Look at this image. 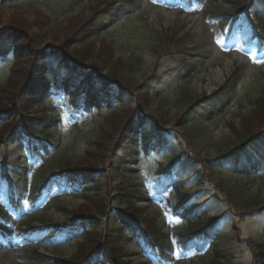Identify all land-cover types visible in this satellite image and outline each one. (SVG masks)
I'll return each instance as SVG.
<instances>
[{"label":"rangeland","instance_id":"374dc122","mask_svg":"<svg viewBox=\"0 0 264 264\" xmlns=\"http://www.w3.org/2000/svg\"><path fill=\"white\" fill-rule=\"evenodd\" d=\"M100 1L102 0L3 2L0 4V30L22 20L29 22L38 12L45 21L43 24L30 25L31 30H27L25 35L40 37L34 45L31 44L32 54L50 50L51 56L40 57L53 66L57 54L55 49L62 47V51L65 50L62 46L64 41L70 47L69 53L65 51L69 57L67 60L72 62L73 56L84 45L76 44L75 37L66 38L63 28L81 18H88L92 5ZM110 1L112 4L109 10L116 15L108 27L91 38L96 47L90 48L88 60H83V69L87 71L86 78L98 75L108 77L111 81L114 80L111 73L116 68L119 70V77L129 90L114 105L122 107L123 111L112 115L106 124V110L92 112L88 120L83 113L92 110L79 108L81 102L77 103L75 110L67 96L60 98L56 105L45 100L43 106H47L44 110L40 107L41 110L36 114L34 110L29 114L38 116L48 110L49 115L58 119L51 129L54 147L45 154L34 150L35 157L29 165L30 173L23 180V197L29 198L35 193L41 176L58 172L65 161L76 163L88 155L97 164L92 169L100 170L93 182L101 179L100 187L107 196L104 204L106 208L101 210L94 206L96 202L88 201L94 207L91 209L86 202L88 194L98 193L94 188H89L91 184L86 188L83 184L80 191L69 188L71 194L54 186L43 196L33 213L41 222L39 224L66 223L75 212L91 215L96 222L69 243L55 247L37 246L38 251L50 257L49 259H40L37 250H33L34 244L22 245L18 239H14L6 245V241L0 240V264H63L53 257L65 259L66 264H71L68 263L69 260L79 262L84 258H92L98 264L147 263L146 258L135 249L131 239L122 241L121 236H106L101 226L103 222L110 220L113 213L130 211L132 203L123 204V193L136 195L133 208H138V218L142 223L146 225L154 216L157 218L158 230L163 231L166 236L164 243L169 247L165 264H224L225 261L229 264H264V170L244 176L235 173L239 170V161L230 159L223 164L219 161L226 152H241L236 146L240 144L242 135L247 134L245 123L256 110L257 103L254 105L253 99L259 94V83L264 82V44L262 48L252 44L253 39L240 29L232 36H226L228 26L219 18L221 13L231 10L232 3L228 0H200L193 5L187 4L186 0ZM239 21L249 26L245 17H241ZM45 25L48 26L45 28ZM58 29L63 35L58 33ZM102 43L111 45L112 50L108 52L105 49V53H97ZM109 54L114 55L108 63L106 61L110 58ZM12 58L11 54L0 60V85L11 74ZM115 59L130 62L131 66L134 61L139 62L134 68L126 69L123 66L117 67ZM195 63H198L197 67L193 66ZM242 64L245 66L241 68L242 80L237 96L222 112L212 111L209 100L191 106L190 102L181 98L182 89H186L191 96L211 98L214 93L219 94L227 77L234 68ZM220 70L224 72V76L216 79ZM118 74L115 73L117 78ZM119 83L123 85L120 81ZM145 87L154 93V97L151 103L140 109L137 95ZM50 91L56 97L59 96L57 87L53 86ZM63 104H66L65 108L61 106ZM36 107L37 105L33 108ZM263 114V111L257 110L252 118ZM128 118H133L132 124L137 128L146 123L144 131L153 139V144L145 147L140 143L136 148L128 147L127 135L130 132L125 128ZM101 124L110 129V132L114 130V126H119L121 132H114L112 137L106 133L102 136L103 144H99L98 127ZM256 124L257 122L254 126ZM254 126L252 129L256 128ZM2 128L3 126L0 127ZM255 132L258 133L259 130ZM261 132L247 143L248 148L258 153L264 150V130ZM136 133L133 132L137 135L135 141L140 142L142 136ZM42 144L45 145L44 142ZM14 147L16 146H10V149ZM5 153V146L0 143V159H3ZM172 153L180 154L178 165L171 172L165 173L159 169V165L164 166L162 169L167 168V159L172 158ZM28 156L27 152L25 157ZM131 173L136 175L130 176ZM119 181H124L123 184L130 187L125 189L127 192L118 184ZM173 184H177L179 192L172 190ZM236 184L244 197L241 206L234 205L225 192V186L233 190ZM3 186L6 187V183ZM132 187L138 192L131 190ZM163 190L164 192H160ZM145 197L150 199L144 200ZM181 199L186 203L183 210L187 206H200L201 216L212 219L224 213L217 233H221L219 235L226 242L227 260L212 259L210 247L207 246L198 253L182 248L177 240V232L186 224V218L174 213L171 206L172 202L176 203ZM29 219L28 215H23L19 220L14 218L13 224L18 225ZM109 233H113V230ZM123 235H126L125 232ZM117 241L122 246H118Z\"/></svg>","mask_w":264,"mask_h":264},{"label":"trees","instance_id":"16d2710c","mask_svg":"<svg viewBox=\"0 0 264 264\" xmlns=\"http://www.w3.org/2000/svg\"><path fill=\"white\" fill-rule=\"evenodd\" d=\"M8 1L10 0H0V4ZM228 1L232 3L231 10L221 13V18H219L223 21V23H225L226 26H228V31L226 33L230 36L235 29L240 28L242 33L253 39L259 45V47H262L264 43V0ZM194 2H197V0L189 1V3ZM111 4L112 1L110 0H102L96 4H93L91 8L92 12L88 18H81L80 20H77V22H73L72 24L63 28V33L65 34L66 38L69 39L71 37H75L77 41L76 44L84 45L83 48L78 49V53L73 56L71 59L72 62L67 60V58H69L67 55L70 52V47H68L64 41L62 42V46L65 47V50H63L64 52L62 51L61 46H59L61 47L60 49H55L57 54L54 57L56 62L53 63V66L47 64L48 62L46 61H42L40 57V55L51 56L50 50H44L43 52L37 51L34 55L32 54L31 44L34 45L37 42V38L40 37H35L33 34H29L28 36L25 35L27 30H31L30 25L35 26V24H43L45 21L42 15L38 12L36 13V16H34V19L29 22L22 20L23 23H20L22 22L20 21L17 24L6 27V29L4 28L0 30V57L7 55L9 52L14 54L11 74L6 79V81L0 85V124L3 123L0 125V127L3 126V128L0 129V143H3L5 146L7 144L15 145L16 141H13V137L11 135L18 133L20 135L19 140L26 142L27 147L34 143V140H37V142H46L47 146H40V148L44 150H47V147L51 148V146L54 145V141L51 137V129L55 125L56 120L48 121L49 117L44 111L38 116H31L29 114L31 110H34L35 114L41 110L40 107L42 106H39L41 105V96L45 94V92H48L52 86L62 88L68 94L72 95L71 98L75 101L82 99L87 106H94L100 110H106V116L108 118L106 124H108L110 119L113 117L112 115L123 111L121 109L122 107L114 105V102L117 99L122 100L128 94L129 90L126 88L127 86L125 85V82L120 79L118 74L119 70L116 68L115 72L111 73V77L114 78V80L111 81L107 79L108 77H99L98 75H95L96 77L86 78L85 73H87V71L83 69V60H88L89 57L87 55L90 54V48L96 47L91 38L100 34L103 29L108 27L113 21V16L116 15L114 11L111 12L109 10V6ZM241 17L248 19L249 26H247L243 21H239ZM46 26L48 25H45V28ZM45 28L40 29L44 30ZM53 32L56 33V31ZM58 33L63 35L60 33L59 29ZM99 47L100 48L97 49V53H103L105 49L108 52L112 50L111 45L108 43H102V45ZM109 55L110 58L106 61L108 63L111 62L114 54ZM138 62L139 61H136L135 63L134 61V64L131 66L130 62L124 63L119 59H115L114 61L117 67L123 66L126 69L134 68L135 64H138ZM193 66L197 67L198 63H195ZM115 73L118 74V78L115 76ZM226 80L227 81L224 84L222 91L219 94L218 92L214 93L211 98L203 97L201 95L191 96L190 93L186 91V89H182L181 98L190 102L189 104H191V106L197 102L209 100L211 101L210 107L212 111H222L224 107H226L227 104H230V102L237 95L238 87L242 80L241 67L238 66L234 68ZM119 81L123 83V85H121ZM258 90V96L253 99V104L255 105L257 103L256 110L253 112L254 114L257 110L264 112V82L259 83ZM137 96H139V108L143 109L148 103H151L154 93L145 87L142 91H140V94L138 93ZM35 104L38 105L36 108H33ZM260 107L262 109H260ZM42 108L44 110V107ZM252 114L248 117L245 123L247 134L242 135V137L239 139L241 145L239 144L236 146V149L241 150V152L233 151L228 154L226 152L219 159L227 160V158L230 157L233 158V160H245L246 162L243 167L246 169L247 160H249L253 155L251 154L250 149L247 147V143L257 136L258 133H262L261 131L264 130V114L263 116H256V118H252L254 115ZM133 115L134 114L131 116L133 117ZM34 120H39L44 124L35 123ZM127 121L128 122L125 128H128V131L130 132V134L127 135L128 138L126 137L128 147L135 146L134 140L136 138L135 136L137 135H134L133 132H138L144 138H149L148 134L144 131L146 129V123H143L140 129L137 128L136 125L132 124L133 118H128ZM256 122L257 124L254 126ZM253 126L257 129H252ZM98 128H100V136L97 138L99 144H103L102 136H104L106 133H109L110 137H112L114 132H121L119 131V126H114V130L111 132L110 129H108L103 124L99 125ZM256 130H259V132L256 133ZM19 148L20 146L18 149ZM28 149L30 151L29 147ZM23 152L24 149L21 151L6 150L3 159H0V176L3 179V183H8L6 191H3L2 180L0 178V193L3 192L5 196L6 207L8 208L6 213L0 209V234H4L5 236H11L12 234L5 229V224L2 221H6L7 219L10 220V218H12L14 215H17L16 212L19 210V206L22 203V201L17 198L18 188L23 189V180L29 174L27 169L28 161L22 155ZM179 157L180 154L173 153L172 158L170 159L169 157L167 159V165L174 166L179 160ZM82 159V161L76 163L65 161L63 164H61L60 170L57 174L51 173L41 176L38 180L36 193L31 198L33 207L37 205L41 196H43L53 184H57L59 188L67 189L71 187L75 190H78L83 184H85V188L91 184L92 186L89 188H94L98 191V193L88 194V200L86 202L88 203L89 201V203H91L94 201L96 202L94 206L104 210L106 208L104 204H106L105 199L107 196L100 187L102 182L99 180L101 179L98 178L97 181L93 182L100 170L92 169V166L95 165L97 167V164L90 158V156H83ZM220 170L224 171L223 167H220ZM130 176H132V173ZM121 182L119 181L118 184L122 185L124 191L127 192L125 189L130 187L123 184L124 181ZM131 190H134V187H132ZM225 192L228 196H230V200L234 205H242L244 197L242 191L239 190L238 184L234 185L233 190L225 186ZM130 193L134 192L130 191ZM123 196V204L132 203L130 211L126 213L123 211L115 212L110 216L109 221L103 222L101 226L105 230V235L111 237L121 236L122 241L131 238L136 240L143 250L148 251L153 250L154 248V250L158 252V249L163 248L162 245L165 240V235L162 230L160 232L158 230L159 225L157 223V218L154 216V218L148 221L145 225V223H142L138 218L140 216L138 208H133L136 195L123 193ZM0 200L2 199L0 198ZM89 203L88 205L90 208L94 209V207ZM33 207L31 209H33ZM182 215L187 218L185 219L186 224L182 226L181 231L178 234L182 241H187L188 246L191 247L200 246L199 241H201L200 238L203 236L205 241L211 240L213 234H215V225L218 222L219 217H214L211 219L207 216L205 217V215L201 216L198 209H192L191 211H188L187 213L185 212ZM105 219H107V216ZM95 222L96 220L91 215L75 212L73 213L72 217L69 218L68 223L62 225H53L58 229L57 235L55 233L52 235L48 230L39 228L32 223H28L25 228L19 229L17 234L23 242L47 240L53 241L54 243L60 237L71 239L77 236L80 231H83L85 228L89 229L88 226ZM110 230H113V233H109ZM123 232H125L126 235H123ZM212 243V259L222 260L218 257L223 255L226 256L225 252L227 251V247L224 238H215ZM118 246H122V244L118 242ZM37 255H39L38 257L40 259L47 257L38 251ZM262 255L264 256V250ZM91 259L87 260V258H84L79 262L69 260L68 263L96 264V262L92 261ZM55 260L66 264L65 259L60 257H56ZM226 263L227 262L225 261L224 264Z\"/></svg>","mask_w":264,"mask_h":264},{"label":"bare ground","instance_id":"6f19581e","mask_svg":"<svg viewBox=\"0 0 264 264\" xmlns=\"http://www.w3.org/2000/svg\"><path fill=\"white\" fill-rule=\"evenodd\" d=\"M227 67L229 68V64L227 65ZM222 76H224V72L222 70L219 71V73L216 75V79H220Z\"/></svg>","mask_w":264,"mask_h":264}]
</instances>
